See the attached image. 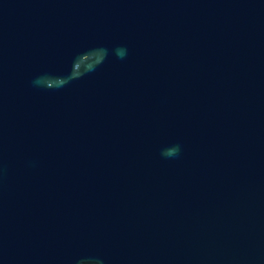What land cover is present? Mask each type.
Segmentation results:
<instances>
[{
  "label": "water",
  "instance_id": "1",
  "mask_svg": "<svg viewBox=\"0 0 264 264\" xmlns=\"http://www.w3.org/2000/svg\"><path fill=\"white\" fill-rule=\"evenodd\" d=\"M0 264H264V0H0Z\"/></svg>",
  "mask_w": 264,
  "mask_h": 264
},
{
  "label": "clouds",
  "instance_id": "2",
  "mask_svg": "<svg viewBox=\"0 0 264 264\" xmlns=\"http://www.w3.org/2000/svg\"><path fill=\"white\" fill-rule=\"evenodd\" d=\"M178 151V147L169 149L165 152V155H173Z\"/></svg>",
  "mask_w": 264,
  "mask_h": 264
}]
</instances>
